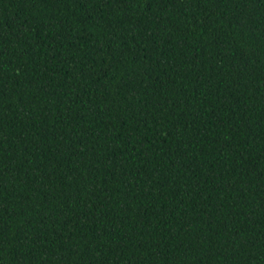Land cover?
<instances>
[{"label": "trees", "instance_id": "1", "mask_svg": "<svg viewBox=\"0 0 264 264\" xmlns=\"http://www.w3.org/2000/svg\"><path fill=\"white\" fill-rule=\"evenodd\" d=\"M0 264H264V0H0Z\"/></svg>", "mask_w": 264, "mask_h": 264}]
</instances>
